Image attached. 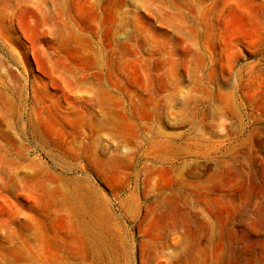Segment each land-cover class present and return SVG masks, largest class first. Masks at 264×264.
<instances>
[{"label": "rangeland", "instance_id": "374dc122", "mask_svg": "<svg viewBox=\"0 0 264 264\" xmlns=\"http://www.w3.org/2000/svg\"><path fill=\"white\" fill-rule=\"evenodd\" d=\"M0 264H264V0H0Z\"/></svg>", "mask_w": 264, "mask_h": 264}, {"label": "bare ground", "instance_id": "6f19581e", "mask_svg": "<svg viewBox=\"0 0 264 264\" xmlns=\"http://www.w3.org/2000/svg\"><path fill=\"white\" fill-rule=\"evenodd\" d=\"M183 20L184 21H187V18L185 16H183ZM195 56L198 57V58H200V60H202V61L205 59V55L201 54L200 52L197 53ZM94 57L97 58L96 56H94ZM188 58L186 59V57H181V59H179L180 62H175L174 65H175V67H184L187 70L186 71L187 75L189 77H193V72H192V69L190 67V65H191L190 64V61L191 60L188 59ZM212 61H214V60H212ZM219 62H220V60H219ZM228 66L229 67H232L233 66V63L232 62H228ZM118 74H119V79H121L122 78L121 73L118 72ZM196 81H198V80L196 79ZM202 91H204V90L202 89ZM97 93L102 94V96H103V98H105V101L106 102L105 101H98V106H99V110H100V115L99 116L101 118V121L100 120H97L95 116H92V125H93V127L97 129L101 125H103L105 127V130L109 134L118 135L120 137L121 134H120L119 127L116 124V116H115V113L117 115H120V117L122 119H124V120H127L128 116H130V114L127 113V111H125L124 105H123L124 103L116 102L115 101V98H113L107 92L101 90L100 88H97L96 89V94ZM208 93H210V92L208 91ZM150 95L153 97V95H154L153 90L150 91ZM171 96H172V99L174 101H177L178 98H179V95H178V93H177V91L175 89L171 92ZM95 97H96V95L93 96V100H95ZM184 99L187 101L188 98H184ZM184 101H183V103L185 104L186 102H184ZM151 112H152V114H154L155 111H154L153 108H151ZM193 115H195V114H193ZM157 121L160 122V119H158ZM189 124H192V121H190ZM158 138L157 139H154V140H151L149 142L148 149L150 150V152H153V151H157L158 150V151H161L164 154H169L170 153L169 151H172L171 154L172 153H175L176 154L177 151L178 152L180 151L179 150V148H180L179 146L181 144L177 143V138L172 137V136H169L168 137V136H162V135L158 136ZM184 144H185V146L190 147V148H192V146H194L197 149L204 148V149H206L205 150V153H209V150H210V147H211L210 144H201L200 142L197 143L198 144L197 146H195V144L193 142H189V140H186L184 142ZM119 147H117L116 152L119 151V149H120ZM150 152L149 153H146V156L145 157L150 156V154H151ZM167 156H169V155H167ZM215 158H219V157L216 156ZM116 159L120 160L121 157L119 155H116ZM152 159H153L154 162H158V164L159 163L164 164V163L167 162V159H169V158H165L163 155H157V156H153ZM147 171H149V170H147Z\"/></svg>", "mask_w": 264, "mask_h": 264}]
</instances>
